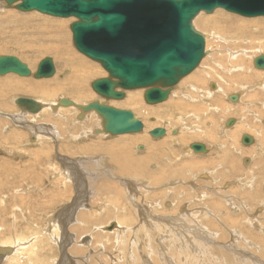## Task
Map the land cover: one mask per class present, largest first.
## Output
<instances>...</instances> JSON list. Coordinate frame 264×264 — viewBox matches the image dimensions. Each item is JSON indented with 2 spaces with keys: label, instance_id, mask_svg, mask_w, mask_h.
Returning <instances> with one entry per match:
<instances>
[{
  "label": "rangeland",
  "instance_id": "rangeland-1",
  "mask_svg": "<svg viewBox=\"0 0 264 264\" xmlns=\"http://www.w3.org/2000/svg\"><path fill=\"white\" fill-rule=\"evenodd\" d=\"M218 14H220L222 18L224 14H229L235 16L236 18H242L245 20H255V19L264 20V17H243L238 14L228 12L222 8L216 9L212 13L203 12L202 14L200 13L196 16L193 22L194 26L203 34H207V36L209 33L211 38L209 36L207 37V42H209L207 43L208 54L203 58L200 65L196 68V70L192 72V74L184 77L179 82L175 90H173L170 95L171 96L170 100L171 98L174 99L175 96H177L175 99L184 100L185 102H187V105L189 106L188 110L186 111L188 114L184 113L186 116L184 115L183 116L184 119L181 120L180 119L181 117L179 118V114H181L182 112L181 113L174 111L171 112V110L167 109L166 102L169 99L166 102L164 101L158 104L147 103L144 98V92H145L144 89L128 90L126 91V95L122 100H111V101L102 100L101 98H99V95L93 90L91 83L95 79L107 76L108 73L99 62H96L90 59L89 57H87L86 55L82 54L74 46L73 35L71 31V24L76 20L74 17L58 18L41 13L39 11H30L24 13L16 9L15 7L6 8V2L4 0H0V53L1 54L3 53V54L15 55L19 57L24 62H27L29 67L30 65H32L30 68L33 71H36L41 59L47 56L53 57L56 65V74L51 78L50 77L42 78L40 80H45V79L56 80L59 78L58 79V81L60 80L59 82L61 83L65 82V80L70 75H72L71 71H69L71 66L73 65L70 63V60H72L81 67L80 70L81 72H85V75L81 77V82L84 83V85H82V89L84 92L82 98L78 90L73 94H70L66 90L59 91L56 93V95L50 96L51 98L49 97V94H47L50 100L53 99L52 101L54 106L55 107L59 106L58 113H55L56 111H53L54 113H52L51 115H47L44 114V112L43 113L38 112V116H32L33 118H31V122H28L24 127L17 126L12 122L14 126H12L13 128L12 127L11 128L12 129L15 128L17 130L16 132L3 131L2 128L4 127L2 122H4V126H5L7 120L4 119V121L0 122V126H1L0 166L3 167L5 164H7L9 165V168H11V170L8 172L6 170L9 168L4 166L5 170L2 172V177H0V179L2 180L0 181V183L2 182V184L0 185V203L2 202V205H0V224H1L0 226H3L0 227V244L3 243L4 240H8L9 242H11L14 236L20 238L25 235L28 236L30 233L37 234V232H39L40 235H42L44 233V228H49V219L46 217L47 214L50 215L54 212H58V213H62V217H63L65 215L64 214L65 209L67 210V208L64 207L68 205H69L68 207H70V205L71 206L74 205L75 209L72 211V214H74L73 220L69 223L68 227L66 228V232L67 233L70 232L69 234L70 240H68V242L71 243L70 244L68 243L65 246L67 247L66 255L70 259L73 258L71 259L73 263L78 259H80V261L84 259L85 261L84 264H143L144 260L146 261L147 264H170V262L167 261L168 260L167 258H170V260H174L175 264L178 263L179 264H198V263L199 264L201 263L202 264H258V263L264 264V241H262V239H257L260 242L262 241L261 244L254 242L258 247H250L246 243L248 241L247 234L250 235L249 233H251L252 230L260 233L261 235L263 234L264 236L263 228L258 227V225L264 223V195L258 192L259 198L258 197L256 198L254 205H250L247 199L242 198L243 195H241L242 194L241 192L238 194L232 192L233 194L232 200L235 203L239 204V207H237L238 209H232L229 206V209L234 213L232 215H236L234 217H236L237 220L238 218L239 220H241L245 218V216H249V218L247 217L248 219H246V221L248 222L250 218H252L253 221L251 223V226L249 225L243 226L242 231L247 241H245L244 239L243 240L239 239L237 237L236 238L232 237L230 231L226 229L227 227L221 223V221H223L222 220L223 211L215 209V207L212 205L213 199H220L223 201L226 192L229 193L228 190H231L233 187L236 188L244 187L243 185L244 183L247 186L253 184L254 189L251 191H254L256 189L259 190V187H261V185L264 182V171H262L264 168L259 163L258 164L256 163L254 165L250 163L252 159L258 160L262 155H264L263 153H260V148L256 147V145H254L251 148H244L248 145H245L241 142L240 139L241 135L238 134L237 137L238 140L235 141L234 139L231 138V136L224 133V127H225L224 121L226 118L236 119L237 124L243 123V121L248 118L247 120L250 121L249 123H252L251 129L253 130L254 128L255 131L254 130L253 131L256 133L253 134L252 132L246 130L242 131L241 133H247L254 137L259 136L261 142H264L263 139L264 130H262L264 129V124H263L264 122L260 121L261 119L262 120L264 119V87L260 86L262 83H264V74L262 75L256 73L254 69L257 68L254 67L253 69L252 67V63L254 66V62H253L254 58L260 54H264V49L261 51L258 50V48L255 47V44L251 43L250 40H248V42L244 41L240 43L241 47L246 49L245 50L246 54L243 55L244 59L240 57V60L242 61L236 66V68H232L230 70V74L232 73L231 75L224 74V77L222 79L218 77H214L216 80H220L224 85L225 84L231 85L230 82L238 81L240 82V84L245 83L246 85V83H248L249 86H251L250 88L251 90L249 89V91H246L245 95L252 94V96L253 95L254 96L253 97L249 96L248 102L246 101L247 99L244 96V100H243L244 103L240 107L237 105L240 104V102L243 99V96L238 101H232L229 99L228 95L238 93L239 91L240 94H242L243 87L236 89L235 92L232 91L227 93L226 96L225 94L226 92L223 93L221 92L216 94L217 89L215 86L213 87L212 85L214 83L217 84V82L213 80L212 77H211L212 80L210 81V85L204 83H197L198 89L200 88L199 93L198 91L193 90L189 87L191 86L190 85L191 82L190 84L186 83V81L194 73L198 72L200 69L203 68L205 63L208 62L207 63L208 65L204 66L205 68L207 67L211 69L215 66L217 68L218 62L222 61L221 57H225V61H224L225 63L227 61V57L229 56L228 54H230V52H237L235 54H238L240 52V54L238 55L243 54L241 51L242 48L241 47L235 48L236 45L234 44L236 43L230 41L229 34L235 33L234 30L230 29L231 26L230 23L234 21H231L229 19L228 21H222L221 24L219 25L220 27L217 25L216 22L217 20L212 21L210 23H204V19H206V17L207 18L211 17L215 20ZM25 17L28 19H25ZM59 21L65 23V29L59 26L57 27V29L62 30V33L64 34L62 40L57 37L60 35V32L56 30V24ZM214 27L216 29H214ZM50 43L53 44L57 43V45L61 43L62 44L61 46L55 48V51L57 48H59L60 51L56 53L57 51L53 52L51 50H44L43 48H41L42 45H51ZM83 59L92 66L90 65V67L87 68L86 66L80 65L82 64ZM67 61L69 62L66 63ZM245 66H247V69L250 70L246 74L251 75L253 78L251 79L249 78V80H247L248 82H244L243 79L232 80L234 76L237 75L238 72L244 71ZM84 69L85 71H83ZM208 72L210 71L208 70ZM14 74L15 73H12V76L9 77H15L20 79L24 78L23 76H20L18 74L16 76V74L15 75ZM67 74H69V76ZM4 76L0 75V79L5 78L7 74L5 77ZM30 78L31 80L40 81L39 78H35L33 76ZM224 79L227 80L228 82L226 83ZM189 80L191 81V79ZM189 80L187 82H189ZM192 81L195 82L194 80ZM209 86L211 89H209ZM209 91L212 94L218 95L217 98L221 100V104L223 105L222 109H220L221 108L220 104L216 102H212V104L213 107H218V108L220 107L218 110H214L213 107L211 109H207V106H205V101L211 96L209 94ZM25 95L37 99L40 97V99H43V101L49 100L48 98H44L45 97L44 93H38L35 92V90H33L30 94H21L17 96H25ZM197 95H199V97H194ZM130 96L133 97L137 96V101L140 102L141 110L138 107L131 106L127 103L128 102L127 100L129 99ZM187 96H189V98L191 99H189ZM11 98L12 95L8 97V101ZM61 98H67L71 100L73 99V101L79 105L80 104L83 105L88 101L91 102L93 100L94 101L101 100V102H104L108 105H113L122 109H129L135 112L137 117L140 118L142 121H144V130L137 134L136 133L131 134V136H134L133 139L132 138L126 139L128 145V147H126L127 149L126 152L133 153L134 156L143 153L145 151V147H147L148 149L149 144L151 145L152 141L153 142H157V140L162 141L163 138L156 139L150 135L149 132L153 128L165 127L168 130L167 133L168 137L166 139L168 138L170 139H168L167 142L168 144H165L164 146L165 148L162 147L159 150L153 149L155 152L154 156H156V158L153 157L152 161L149 162L148 164L141 163L143 164L142 166L139 163V165L142 168H144L143 169L144 172L141 173L143 175L141 176V178L146 177L150 181L151 186L153 187V189L150 188L146 189L144 188V186H141L139 189L136 187V190H138L137 193L138 196L136 197V202L140 201L142 203V207L140 209L142 217L139 218L140 214L138 216L137 210L135 212V209H131V208H135L136 205L135 203L132 202V200H129V196H133V195H129L127 193V191L125 190L127 189V187L125 188L118 178L117 181L121 183V188L120 186L117 187L113 185H110L109 188L107 186L102 185L101 183L97 184V186H94V188H91L94 185L92 181L90 182V184H92L91 187L89 186V182L87 183L86 181L89 178V176L86 173L87 172L86 167L89 166V168H92L94 171L96 170L100 171L101 167L99 166L102 165L101 160L102 161L106 160V158H104L106 153H98L102 151L99 148L100 142H98L99 140L96 139H103V140L112 139L118 137V135L113 136L110 134H104L103 132H98L97 130L99 128L102 130L104 124L102 118L95 111L86 112L85 116H79V114L82 113V110L77 106H72V107L68 106V108L61 106L59 104V100ZM207 101L208 102L211 101V98ZM143 104L145 105L144 108H143ZM7 106L8 108H5L2 111H8L12 114L16 113L15 106H17V108L22 110L16 103L13 104L12 102H10V104L7 103ZM194 106H196V108ZM230 106L233 107L234 109H229ZM146 107H148V109ZM193 107L196 110L193 109ZM247 107L250 109L248 110ZM155 109L158 111H156ZM92 115L95 116L93 121L90 120L87 121V118H89V116ZM27 116H31V115H27ZM213 117H215L216 119L214 118L213 120ZM172 118H173V123L170 122V119ZM210 118L212 120H210ZM241 119L242 122L240 121ZM91 122H93L92 125H90ZM196 123L201 124L200 125L201 128H198L197 131L199 132H196L194 134L191 133V131H189L188 129L189 127H196L197 126ZM29 124L38 127V130L41 134V136L38 137L39 139L37 138V134H35L34 131L30 129ZM222 124L224 127H222ZM258 124L260 127H257ZM234 125L230 127L226 125L225 128L231 129L233 128ZM46 128H50V130H47ZM175 129H177V131L173 133L172 130ZM256 129L258 131H256ZM43 130L47 135L44 134ZM83 131L85 133L83 137L86 138L84 139L83 137L80 139L76 138L77 134H80ZM259 131H261L260 134ZM11 134H14V136L12 137ZM203 134H206L207 137L204 136ZM98 136L102 138H96ZM139 136H141V139H143L142 136H144L145 139L147 138V140L143 139L144 141H140ZM171 138L174 139L177 138L178 143L176 144L174 141L171 140ZM4 140H6L5 142L7 141L8 142L5 143ZM198 141L206 143V145L210 147L208 148L211 151L208 153H197L198 155H196V153H188L187 150L189 148L188 146L190 142L193 143ZM82 143L84 144L83 146L81 145ZM90 143L92 144V147L87 148V146ZM139 145H141L140 148ZM235 145H237L238 147H236ZM84 146H86V148H81ZM16 147L20 151L17 152V150L15 149ZM5 149H9L8 150L9 152H7ZM36 150H43L40 153L52 154L53 158L56 161V164L59 165L60 167H61V163L59 162V159L65 155L67 157L70 156L69 157L70 160L73 161L72 163L73 169L71 168L73 171V175H71V178L69 177L70 179H68L67 186L65 184L61 186L60 182L62 179L56 180V178L53 177L54 173L51 169L50 159H47L46 156L43 157L40 156L39 160L41 165H39V167L37 166V164H34L33 162L34 157L32 156V154L36 153L37 152ZM226 150L228 151V153H224V151ZM13 151L15 153L21 152L25 155L15 154ZM231 151L233 154L231 153ZM172 153L174 155H172ZM85 154H87L88 156ZM18 155H22V156H18ZM233 156H235L236 162L229 160ZM176 157L177 159H175ZM197 158L198 160H196ZM189 159L192 160L191 162H193V164L189 162L190 161ZM224 159L228 160V162L224 163ZM6 160L10 162V164L6 163ZM186 160L189 162V164L191 163V165L187 164L188 162ZM200 160L202 162L201 164L200 162H198ZM205 160L207 165L205 162H203ZM93 161H97V163ZM111 161L112 163H114L112 159ZM111 161L109 160V162ZM126 161L127 159H125L122 163H125ZM263 161H264V157H263ZM198 164L200 165L198 166ZM252 165L253 167L251 168L254 169L248 172L249 166ZM109 168L111 169V167ZM171 168L173 170H171ZM178 168H181V170ZM226 173L228 174V176ZM127 174L131 175L130 172ZM152 174L153 177H158V179L162 181L160 183L159 181L154 182L151 179ZM162 177L164 178L160 179ZM250 179L253 180L250 181ZM134 182H136L137 184L139 183V185H141V183L144 185V181L142 182L141 180H135ZM248 182L250 184H248ZM85 185L87 186V188ZM133 185L136 186L135 183ZM169 188L171 190H169ZM89 189H91V193L89 192V197H86L85 193L89 191ZM240 191H243L242 188L240 189ZM112 192L114 195H112ZM4 200L6 201L4 202ZM51 200L52 202L50 203L49 201ZM25 201L28 205H31L30 202L31 203L34 202V204H37L36 205L37 212L35 214L33 213V215L30 216L26 212L25 215H28L26 216L27 218L23 217V211L21 212V209L23 207L22 204ZM83 201H84L83 203L84 205L79 204ZM5 203H7V205H5ZM47 203L48 206L46 209H44ZM86 203L87 204L89 203L90 205L89 208L85 206L87 205ZM243 204L247 205L245 209L242 206ZM53 209L54 211L50 212ZM114 209L116 210L114 211ZM82 211L83 214L88 215L90 219L88 218L83 222H79L77 220L79 219V216H82L80 215ZM146 212H148L151 215V217L146 216L145 215ZM106 213H110V215L107 214L108 215L107 216ZM118 213H121V216L126 215V217L128 218L125 220L124 223L125 225L121 226L119 224L121 223V220L119 219L120 215L119 216L117 215ZM115 214L116 216H114ZM241 214H243L244 216L242 217ZM161 216H163L165 219L161 218ZM188 216L189 218L187 219ZM257 217L262 218L261 221H259ZM146 218L158 223L160 226L153 227L152 229L148 230V227L143 225L144 229H142L141 222ZM167 218H172L175 220H178L180 218L184 220L187 219L188 223H190V220H194L197 226H193V227L201 228V230L199 229L201 231L200 232L201 234H198L197 236V234L195 233L194 236L196 237L193 236L194 238L192 239L186 237L185 239H183V244L176 241H172L170 238L167 239L166 235L168 234V232H165L164 231L165 228L163 227L169 225ZM182 219H180V221H183ZM111 221L118 222L119 228L116 225V227L115 228L113 227L114 229L112 230ZM233 221L235 220H231L230 223ZM14 225L16 227H19L20 230L18 229L14 230L13 229ZM104 226L105 228H103ZM211 226L213 228L219 226V229L215 230ZM28 227L31 228L32 230L27 229ZM63 227H65V225ZM122 227L124 228V230ZM250 228L252 230H250ZM159 229H162L165 232V234L158 232ZM202 229H206L212 233L217 232L216 235H218V237L211 238L212 239L211 241V239L209 238V236L213 237L211 233L209 232L205 233ZM140 230H142L141 235L139 234ZM179 230L183 231L186 234V236L190 235L189 229H186L183 226L177 227L175 229V234ZM4 232L5 234H3ZM122 232H124V234H122ZM83 234L85 236H82ZM201 235H203V237ZM124 236L126 237V239ZM86 237H88V239H85ZM46 241H47V250L43 249V246H41L42 250H40V254L38 256L33 255L31 259L27 257L28 254L26 253V251L22 250L20 256L17 257L18 258L17 264H61L64 257V255H62L64 249L59 248L60 246L58 244H55L50 240L48 241V239H46ZM192 243L194 244V246L192 245ZM76 245L78 246V249L80 251V253L77 254L74 253L72 250ZM236 249L238 251L239 249L245 251L248 250L251 251L252 254L251 253L246 254L245 252H243L244 253L243 256L242 255L243 253H239V252L236 253L235 252L237 251ZM21 255L24 256V258H20ZM166 255L168 256L167 258ZM241 257L242 258L245 257V258L241 259ZM10 260L12 261V259H8L3 264H12Z\"/></svg>",
  "mask_w": 264,
  "mask_h": 264
},
{
  "label": "water",
  "instance_id": "water-1",
  "mask_svg": "<svg viewBox=\"0 0 264 264\" xmlns=\"http://www.w3.org/2000/svg\"><path fill=\"white\" fill-rule=\"evenodd\" d=\"M6 7L22 12L39 11L61 18L74 17L71 24L75 47L99 62L108 75L92 81L93 90L106 100H120L126 91L145 89L149 104L166 101L179 82L191 74L208 54L206 35L194 26L201 12L212 13L222 8L243 17H264V0H4ZM254 66L264 70V54L254 59ZM49 78L56 74L53 57L41 59L36 71L15 55L0 56V75ZM214 87V85H212ZM231 94L232 101L238 100ZM71 99L61 98V106H71ZM16 104L23 110L38 113L42 102L19 96ZM86 112L96 111L104 119L102 130L113 135L139 133L144 122L129 109L101 103L99 100L77 104ZM229 119L227 126L234 124ZM102 132L101 129H98ZM175 132V131H174ZM155 138L167 134L165 127L150 132ZM242 142H254L245 133ZM196 153H207L203 142H193ZM0 247V253L10 252Z\"/></svg>",
  "mask_w": 264,
  "mask_h": 264
},
{
  "label": "bare ground",
  "instance_id": "bare-ground-1",
  "mask_svg": "<svg viewBox=\"0 0 264 264\" xmlns=\"http://www.w3.org/2000/svg\"><path fill=\"white\" fill-rule=\"evenodd\" d=\"M3 2V1H2ZM7 8V7H6ZM8 13V12H7ZM25 13V12H24ZM203 12H201V14H202ZM5 14H6V12H5ZM200 14V13H199ZM9 16V15H8ZM22 17H24V16H22ZM27 17V16H26ZM25 17V19H28V18H26ZM54 17V16H53ZM202 17V16H201ZM221 17V18H220ZM58 18H61V17H58ZM205 18V17H204ZM76 19V18H75ZM228 19L229 20H231V21H234V22H232V23H230L231 24V26H230V29H232V30H234L235 31V33L234 34H229V37H230V41H233V42H235L236 44H234V45H236L235 46V48H239V47H241V44L240 43H242V42H244V41H247L248 42V40H250V42L251 43H253V44H255V47L256 48H258V50H263L264 49V39H263V37H264V20H262V19H255V20H245V19H242V18H236L235 16H233V15H229V14H224L223 15V18H222V16L220 15V14H218V16L215 18V20L213 19V18H211V17H206V19H204V23H210V22H212V21H216L217 22V25L219 26L220 24H221V22L222 21H228ZM54 23V22H53ZM207 25V24H206ZM61 27V28H63V29H65V23L64 22H57V24H56V30L57 31H59L60 32V35L59 36H57L58 38H60L61 40L63 39V37H64V34L62 33V30H60V29H57V27ZM216 27V26H215ZM214 27V29H216ZM220 27V26H219ZM217 29H218V27H217ZM225 29V28H224ZM210 30V29H209ZM72 31V30H71ZM230 32V31H229ZM215 33V32H214ZM216 34V33H215ZM72 35H73V33H72ZM206 35V38L209 36L210 37V34L208 33V36H207V34H205ZM52 36V35H51ZM214 37V36H213ZM212 37V38H213ZM224 37V36H223ZM211 38V37H210ZM46 39V38H45ZM254 39H255V41H254ZM221 40V39H220ZM227 42V41H226ZM74 43V42H73ZM207 43H209V42H207ZM51 45H42V47L41 48H43L44 50H51V51H53V52H56V53H58L59 51H60V49L59 48H57L56 49V51H55V48L56 47H59V46H61L62 44L60 43V44H58L57 45V43H55V44H53V43H50ZM228 45V44H227ZM75 46V45H74ZM224 46V45H223ZM225 47V46H224ZM229 47H231V46H229ZM40 48V49H41ZM219 48V47H218ZM242 48V47H241ZM77 49V48H76ZM78 50V49H77ZM225 50V49H224ZM245 50L246 49H244V48H242V53L243 54H241V55H238V54H240V52L238 53V54H235V53H237V52H230V54H228L227 56V61L224 63V61H225V57H221V60L222 61H219L218 62V66H217V68H216V66L215 67H213V68H205L204 66H206V65H208L207 63H205L204 64V66H203V68L202 69H200L198 72H196V73H194L189 79H191V81L189 80V82H187L186 81V83H189L190 84V82H191V86H189L191 89H193V90H196V91H198V93H199V89H198V84L197 83H204V84H209L210 85V81L213 79V80H215L216 82H217V84H213L215 87H216V89H217V91H216V94H218V93H223V92H226L225 94H226V96H227V93H229V92H232V91H234L235 92V90L236 89H239L240 87H243V90H242V94H240V91L238 92V93H235V94H237L238 96H239V98H238V100L240 99V98H242V96H243V99H242V101L240 102V104L239 105H237V106H241L244 102H243V100H244V96L246 97V101L248 102V99H249V96H251V97H253L252 96V94L250 95V94H246L245 95V93H246V91H249V89L251 88V86H249V84L248 83H246V85H245V83L244 84H240V82H238V81H233V82H230L231 83V85H227V84H222V82L220 81V80H216L214 77H218V78H220V79H222L223 77H224V74H226V75H231L230 74V70L232 69V68H236V66L242 61V60H240V57L241 58H243L244 59V56L243 55H245L246 54V52H245ZM79 51V50H78ZM229 51V50H228ZM80 52V51H79ZM227 52V51H226ZM1 54V53H0ZM223 54H224V52H223ZM1 55H4L3 53L1 54ZM0 55V56H1ZM255 56H257V55H255ZM255 56H253V57H255ZM62 58V57H61ZM213 58V57H212ZM256 58V57H255ZM254 58V59H255ZM38 59H40V58H38ZM209 59V58H208ZM207 59V60H208ZM33 60H35V59H33ZM67 60H69V59H67ZM69 61H67L66 63H68ZM215 62V61H214ZM253 62H254V60H253ZM27 63V62H26ZM34 63V62H33ZM70 63L71 64H73L72 66H71V68L70 67H68V68H70V70L69 71H71V73H72V75H70L69 76V74H67L69 77L65 80V82H59L58 81V79H56V80H50V79H45V80H40V79H42V78H39V80L40 81H35V80H31V78L30 77H32L33 75H31V76H23L24 78H22V79H20V78H15V77H9V76H12V73H8L7 74V78H10V79H7L4 75V77L5 78H2V79H0V122H2V121H4V119L5 120H7V122L5 123V126H4V122H2V124H3V127L5 128H2L3 129V131H10V132H16L17 130L15 129H12L13 127L12 126H14L13 124H15V125H17V126H21V127H24V126H26V124L28 123V122H31V118H33L32 116H38V113H31V112H29V111H27V110H20L19 108H17V106H15L16 107V113H10V112H8V111H2V110H4L5 108H8V106H7V103H9L10 104V102H12L13 104H15L16 103V100H17V98L19 97V96H17V95H21V94H30L33 90H35V92H38V93H44L45 94V97L44 98H48L49 100H44L43 101V99H40V97L37 99V98H35L37 101H39V102H42V104L44 105L43 106V108L39 111V113H43L44 112V114H47V115H51L52 113H54L53 111H56L55 113H58V111H59V106L58 107H55L54 106V104H53V99H51L50 100V96H54V95H56V93L57 92H59V91H64V90H66V91H68L70 94H73L74 92H76L77 90H78V92L81 94V98L83 97V89H82V85H84V83L83 82H81V77L82 76H84L85 75V72H81L80 70H81V67L79 66V65H77L75 62H73L72 60H70ZM28 64V63H27ZM210 64V63H209ZM69 65V64H68ZM67 65V66H68ZM80 65H83V66H86L87 68L88 67H90V65L91 64H89L88 62H86L84 59H83V62H82V64H80ZM32 65H30V67H31ZM92 66V65H91ZM241 67V66H240ZM242 67H244V66H242ZM252 67H253V69H254V67L255 66H253V63H252ZM242 69V68H241ZM196 70V69H195ZM208 70L210 71V72H208ZM252 70V69H251ZM83 71H85V69L83 70ZM233 71V70H232ZM250 70H248L247 69V66H245V69H244V71H240V72H238L237 73V75H235L234 76V78L232 79V80H236V79H238V80H244V82H248L247 80H249V78L251 79V78H253L251 75H248V74H246V73H248ZM254 71L256 72V73H259V74H264V70L262 69V70H259V68H257V69H254ZM34 72V71H33ZM192 74V73H191ZM15 75V74H14ZM190 75V74H189ZM188 75V76H189ZM16 76H17V74H16ZM54 76V75H53ZM2 77V76H1ZM34 77V76H33ZM205 77V78H204ZM211 77H212V79H211ZM51 78V77H50ZM229 78H231V77H229ZM37 80V79H36ZM192 80H194L195 82H193ZM225 80V79H224ZM230 80V79H229ZM226 81V83L228 82L227 80H225ZM1 83H3V84H1ZM212 83V82H211ZM254 84V83H253ZM236 85V86H235ZM261 87H264V83H262L261 85H260ZM176 88V87H175ZM175 88L173 89V90H175ZM202 89V88H201ZM209 89H211L210 88V86H209ZM248 89V90H247ZM145 90V89H144ZM192 90V91H193ZM251 90V89H250ZM11 91V92H10ZM206 91V90H205ZM211 91V90H210ZM209 91V94L211 95L210 96V98H211V101H207V100H209L210 98H208V99H206V101H205V106H207V109H211L212 107H213V104H212V102H216V103H219L220 104V106H221V108L220 109H222L223 108V105L221 104V100L220 99H218L217 98V96L218 95H216V94H212L211 92ZM215 93V92H214ZM260 93V92H259ZM47 94H49V97H48V95ZM90 94V93H89ZM10 95H12V98L8 101V97L10 96ZM34 95V94H33ZM139 95V94H138ZM171 95V94H170ZM175 95H176V93H175ZM216 95V96H215ZM25 96H27L28 97V95H25ZM36 96V95H35ZM40 96H41V94H40ZM186 96V95H185ZM170 97L171 96H169L168 97V101L166 102V107H167V109H169V110H171V112H182L181 114H179V118L181 119V120H183L184 119V113H187L186 111L188 110V105H187V102H185L184 100H180V99H175L177 96H175V98L174 99H172L171 98V100H170ZM188 98H189V96H187ZM194 97H199V95H197V96H194ZM228 97H229V99H230V95H228ZM92 98V97H91ZM99 98H101L102 100H105V101H111V100H106L104 97H102V96H100L99 95ZM256 98V97H255ZM189 99H191V98H189ZM223 99H225V98H223ZM251 99V98H250ZM253 99V98H252ZM73 100V99H72ZM76 100V99H75ZM88 100H90V99H88ZM87 100V101H88ZM120 100H122V99H120ZM138 100H140V99H138ZM231 100V99H230ZM238 100H236V101H238ZM55 101V100H54ZM86 101V100H85ZM94 101V100H93ZM100 102H101V100H99ZM128 102V104L129 105H131V106H134V107H138L140 110H141V107H140V102L139 101H137V96L136 97H133V96H130L129 97V99L127 100ZM140 101H142V100H140ZM146 101V100H145ZM88 102H90V101H88ZM88 102H86V103H88ZM222 102H223V100H222ZM226 102V101H225ZM258 102V101H257ZM85 103V104H86ZM101 103H104V102H101ZM142 103V102H141ZM263 104V103H262ZM57 105V104H56ZM251 105H252V103H251ZM72 106H76L75 105V103H73L72 105H71V107ZM234 106V105H233ZM63 107H67L68 108V106H63ZM71 107H70V109H71ZM145 107V105L143 104V108ZM195 108H196V106H194ZM193 107V109H195ZM228 107V106H227ZM53 108V109H52ZM137 108V109H138ZM147 109H148V107H146ZM157 108V107H156ZM190 108H192V107H190ZM206 108V107H205ZM214 108V110H218L219 108L218 107H213ZM49 109V110H48ZM150 109H152V108H150ZM149 109V110H150ZM229 109H234L233 107H229ZM247 109L249 110L250 108H248L247 107ZM149 110H146V111H149ZM156 110V109H155ZM161 110V109H160ZM196 110V109H195ZM199 110V109H198ZM205 110V109H204ZM95 111V110H94ZM151 111V110H150ZM156 111H158V110H156ZM96 112V111H95ZM145 112V111H144ZM152 112V111H151ZM170 112V113H171ZM195 112V111H194ZM92 113V112H91ZM101 118H102V120H103V124H104V119H103V117L98 113V112H96ZM197 113V112H196ZM153 114V113H152ZM188 114V113H187ZM191 114V113H190ZM27 115H31V116H27ZM158 115V114H157ZM159 116V115H158ZM186 116V115H185ZM94 115H92V116H89V118H87V121H93V119H94ZM160 117V116H159ZM193 117V116H192ZM191 117V118H192ZM35 118V117H34ZM203 118V117H202ZM214 118L215 117H213V120H214ZM216 119V118H215ZM228 118H226L225 120H227ZM248 119V118H247ZM246 119V120H247ZM33 120V119H32ZM185 120H186V118H185ZM204 120V119H203ZM208 120H209V118H208ZM210 120H212L211 118H210ZM244 120L243 121V123H239V124H237V121H236V119H235V125L234 124H232V125H234L233 126V128H225L224 127V133L225 134H227V135H229V136H231V138L232 139H234L235 141L236 140H238V134L239 135H244L245 133H241L242 131H244V130H246V131H249V132H252L253 134L254 133H256V132H254L255 130H254V128H253V130L251 129V126H252V123H249L250 121L249 120ZM11 121V122H10ZM197 121V120H196ZM200 121V120H199ZM217 121V120H216ZM228 121H229V119H228ZM228 121L226 122V125H227V123H228ZM241 122H242V119L240 120ZM260 121H263L264 122V119L262 120H260ZM12 122H13V124H12ZM144 122V121H143ZM168 122V121H167ZM170 122L171 123H173V118L172 119H170ZM205 123V122H204ZM260 123V122H259ZM1 124V125H2ZM44 124V123H43ZM93 124V122H91L90 123V125H92ZM156 124V123H155ZM176 124H178V123H176ZM197 124V123H196ZM207 124V123H206ZM219 124V123H218ZM237 124V125H236ZM264 124V123H263ZM201 124H197V126L196 127H189V131H191V133H196V132H199V131H197V129L198 128H201V126H200ZM232 125H230V126H232ZM219 126V125H218ZM229 126V127H230ZM254 126V125H253ZM12 127V128H11ZM29 127H30V129L31 130H33L34 131V133L35 134H37V138L38 137H40L41 136V134H40V132H39V130H38V127H36L35 125H31V124H29ZM88 127V126H87ZM185 127V126H184ZM212 127V126H211ZM222 127H223V124H222ZM257 127H260L259 126V124L257 125ZM256 127V128H257ZM221 128V127H220ZM0 129H1V126H0ZM47 130H50V128H46ZM262 129V128H261ZM30 130V131H31ZM181 130V129H180ZM262 130H264V129H262ZM98 132H99V130H97ZM104 134H110V135H113V134H111V133H109V132H104L103 130H101ZM175 132L177 131V129H175L174 130ZM256 131H258L257 129H256ZM1 132V131H0ZM43 132H44V130H43ZM175 132H173V133H175ZM211 132V131H210ZM217 132V131H216ZM222 132V131H221ZM220 132V133H221ZM3 133V132H2ZM19 133V132H18ZM23 133V132H22ZM140 133V132H139ZM167 133H168V130H167ZM202 133V132H201ZM241 133V134H240ZM261 133V131H259V134ZM4 134V133H3ZM44 134L45 135H47L45 132H44ZM131 134H133V133H128V134H119L118 135V137H116V138H112V139H106V140H103V139H96V140H99L98 142H100V146H99V148H100V150L102 151V152H98V153H106L105 154V156H104V158H106V160L105 161H102L101 160V162H102V165H100L99 167H101V170L100 171H98V170H96V171H94L92 168H89V166L88 167H86V169H87V175L89 176V178L86 180L87 181V183L89 182V186L91 187V185L92 184H90V182L92 181L93 183H94V185L91 187V188H94V186H97V184H102V185H104V186H107V187H109L110 185H113V186H117V187H119L120 186V188H121V183L124 185V187L126 188L127 187V189H125V188H123V189H125L126 191H127V193L129 194V195H133V196H129V200H132V202L133 203H135L136 205H135V208H131V209H135V212H136V210L138 211V216H139V214H140V216H139V218L140 217H142V215H141V207H142V203L140 202V201H138V202H136V197L138 196L137 195V193H138V190H136V187L139 189L141 186H144V188H146V189H148V188H150V189H153V187L151 186V183H150V181L145 177V178H141V176H143L141 173H143L144 172V168H142L140 165H142L143 166V164H141V163H144V164H148L149 162H151L152 161V158L154 157V158H156V156H154L155 155V152H154V150H159V149H161L162 147H164L165 146V144H168L167 142H168V139H170V138H168V139H166L167 137H168V134H166L167 135V137H162L163 139H162V141H158L157 140V142H152L151 143V145L149 144V147H148V149H147V147H145V151L143 152V153H140V155H136V156H134L133 155V153H127L126 151H127V149H126V147H128V145H127V142H126V139H128V138H132L133 139V137L134 136H131ZM137 134V133H136ZM185 134V133H184ZM208 134V133H207ZM258 134V133H257ZM12 135V137L14 136V134H11ZM16 135V134H15ZM21 135V134H20ZM85 135V133H84V131L83 132H81L80 134H77V136H76V138H78V139H80V138H82L83 136ZM120 135H123V136H120ZM165 135V136H166ZM181 135V134H180ZM204 136H206L207 137V135L206 134H203ZM18 136V135H17ZM16 136V137H17ZM35 136V135H34ZM97 136V135H96ZM113 136H116V135H113ZM197 136V135H196ZM202 136V135H201ZM241 136H240V139H241ZM94 137V136H93ZM140 137V141H144V140H147V138L145 139V137L144 136H142V138L144 139H141V136H139ZM177 137H178V135H177ZM199 137V136H198ZM258 137V139H259V136H257ZM84 138H86V137H83V139ZM96 138H102V137H100V136H98V137H96ZM155 138V137H154ZM205 138V137H204ZM230 138V139H231ZM237 138V139H236ZM26 139V138H25ZM39 139V138H38ZM264 139V138H263ZM262 139V140H263ZM30 140V139H29ZM101 140V141H100ZM171 140L173 141H175V143L177 144L178 143V140H177V138L176 139H174V138H171ZM217 140V139H216ZM6 140H4V142H5ZM14 141V140H13ZM17 141V140H16ZM19 141V140H18ZM137 141V140H136ZM214 141V140H213ZM224 141V140H223ZM8 142V141H7ZM7 142H5V143H7ZM170 142V141H169ZM199 142V141H198ZM226 142V141H225ZM237 142H239V141H237ZM254 142H255V139H254ZM253 142V143H254ZM154 143H157V146L154 148V150H152V145L154 144ZM243 143V142H242ZM252 143V144H253ZM38 144H39V142H38ZM190 144H191V142H190ZM189 144V145H190ZM206 144V143H205ZM235 144H237V143H235ZM244 144V143H243ZM252 144H250V145H252ZM82 146L84 145L83 143L81 144ZM99 145V144H98ZM97 145V146H98ZM130 145V144H129ZM234 145V144H233ZM237 145H239V144H237ZM237 145H235L236 147H238ZM246 145V144H245ZM89 147H92V144L90 143L88 146H87V148H89ZM141 147V145H139V148ZM209 147V146H208ZM234 147V146H233ZM258 148H260V153H264V142H261V140L259 139V141H258V146H257ZM81 148H86V146H84V147H81ZM165 148V147H164ZM174 148V147H173ZM210 148V147H209ZM249 148H251V147H249ZM13 149V148H12ZM16 150H17V152L18 151H20L19 149H17V147L15 148ZM14 149V150H15ZM168 149V148H167ZM230 149V148H229ZM255 149V148H254ZM7 152H9L8 150L9 149H5ZM88 150H90V149H88ZM176 150H178V149H176ZM37 152L36 153H33L32 154V156L34 157V164H37V166L39 167V165H41V163H40V156H46V158L47 159H50V163H51V169H52V171H53V173H54V178H56V180L57 179H62L61 180V182H60V184H61V186L62 185H68L67 183H68V179H70L71 178V175H73V171H72V169H73V167H72V163H73V161L72 160H70V156L69 157H67L66 155L65 156H62L60 159H59V162L61 163V167L59 166V165H57L56 164V161H55V159L53 158V156H52V154H48V153H40V152H42L43 150H36ZM170 151V150H169ZM173 151V150H172ZM193 151V150H192ZM235 151V150H234ZM241 151V150H240ZM11 152V151H10ZM14 152V151H13ZM131 152V151H130ZM165 152V151H164ZM194 152V151H193ZM239 152V151H238ZM15 153V152H14ZM169 153H171V152H169ZM182 153H183V151H182ZM196 153V152H195ZM208 153V152H207ZM224 153H228V151L226 150V151H224ZM231 153H232V151H231ZM254 153H255V151H254ZM15 154H23V153H15ZM233 154V153H232ZM248 154V153H247ZM23 155H25V154H23ZM85 155H87V154H85ZM163 155V154H162ZM172 155H174L173 153H172ZM176 155V154H175ZM196 155H198L197 153H196ZM222 155V154H221ZM228 155V154H227ZM255 155V154H254ZM18 156H22V155H18ZM88 156V155H87ZM97 156H99V155H97ZM96 156V157H97ZM165 156V155H164ZM186 156V155H185ZM192 156H194V155H192ZM261 156V155H260ZM101 157V156H100ZM166 157V156H165ZM169 157V156H168ZM222 157V156H221ZM225 157V156H224ZM244 157H246V156H244ZM263 155L258 159V160H252V164L254 165V164H258L259 162H260V160L261 159H263ZM95 158V157H94ZM103 159V158H102ZM111 159L114 161V163H112V161H111ZM125 159H127V161L125 162V163H122ZM165 159V158H164ZM175 159H177V157L175 158ZM174 159V160H175ZM188 159V158H187ZM202 159V158H201ZM204 159V158H203ZM212 159V158H211ZM218 159V158H217ZM251 159H252V157H251ZM13 160V159H12ZM88 160V159H87ZM100 160V159H99ZM109 160L111 161V162H109ZM190 160V159H189ZM192 160H193V157H192ZM192 160H190L189 162H191ZM195 160V159H194ZM196 160H198V158L196 159ZM210 160V159H209ZM229 160H231V161H235L236 162V158H235V156H233V157H231ZM75 161H76V159H75ZM187 161V160H186ZM212 161V160H211ZM93 162H96L97 163V161H93ZM184 162V161H183ZM188 162V161H187ZM189 162L187 163V164H189ZM198 162H200V164L202 163L201 162V160L200 161H198ZM203 162H205L206 163V160L205 161H203ZM209 162V161H208ZM226 162H228V160H226V159H224V163H226ZM6 163H9L10 164V162H8L7 160H6ZM30 163V162H29ZM82 163V162H81ZM139 163H140V165H139ZM185 163V162H184ZM192 164H193V162H191ZM191 163L189 164V165H191ZM214 163V162H213ZM218 163V162H217ZM75 164V163H74ZM186 164V165H187ZM197 164V163H196ZM200 164H198V166L200 165ZM209 164V163H208ZM212 164V163H211ZM215 164V163H214ZM32 165V164H31ZM98 165V164H97ZM107 165V166H106ZM118 165V166H117ZM137 165H139V166H137ZM183 165V164H182ZM206 165H207V163H206ZM216 165H218V164H216ZM253 165L251 166V167H253ZM4 166H6L7 168H9V165H7V164H5ZM1 167L0 166V177H2V172L5 170V167ZM49 166V165H48ZM179 166V165H178ZM197 166V167H198ZM211 166H213V165H211ZM215 166V165H214ZM94 167V166H93ZM98 167V166H97ZM109 167H111V169L109 168ZM169 167V166H168ZM173 167V166H172ZM180 167H182V166H180ZM187 167V166H186ZM200 167H202V166H200ZM199 167V168H200ZM219 167V166H218ZM250 167V166H249ZM249 168V170H252V168ZM72 168V169H71ZM167 168V167H166ZM216 168V167H215ZM264 168V167H263ZM82 169V168H81ZM178 169H180L181 170V168H178ZM11 170V168H9V169H7L6 171H10ZM117 170V171H116ZM142 170V171H141ZM171 170H173L172 168H171ZM194 170H195V168H194ZM82 171V170H81ZM262 171H264V169L262 170ZM7 172V173H8ZM131 173V175H129V174H127V173ZM170 172V171H169ZM187 172V171H186ZM79 173V172H78ZM77 173V174H78ZM162 173V172H161ZM163 173H164V171H163ZM172 173V172H171ZM180 173V172H179ZM222 173H224V172H222ZM83 174H84V172H83ZM166 174H167V172H166ZM174 174V173H173ZM177 174V173H176ZM182 174V173H181ZM227 174V173H226ZM7 175V174H6ZM39 175V174H38ZM151 175V174H150ZM158 175V174H157ZM164 175V174H163ZM170 175H172V174H170ZM169 175V176H170ZM183 175V174H182ZM155 176V175H154ZM160 176V175H159ZM227 176H228V174H227ZM251 176V175H250ZM40 177H41V175H40ZM70 177V178H69ZM122 177V178H121ZM161 177V176H160ZM168 177V176H167ZM176 177H178V176H176ZM248 177V176H247ZM117 178L121 181V183L120 182H118L117 181ZM164 177H162V178H160V179H163ZM174 178V177H173ZM187 178H188V176H187ZM73 179V178H72ZM85 179V178H84ZM151 179L155 182V181H159V183L162 181V180H159L158 179V177H153V174H152V176H151ZM243 179H245V178H243ZM55 180V181H56ZM135 180H141L142 182L144 181V185L141 183V185H139V183L137 184L136 182H134ZM151 180V181H152ZM251 180H253V179H250V181ZM0 181H2L1 179H0ZM23 181V180H22ZM4 182V181H3ZM79 182V181H78ZM173 182V181H172ZM81 183V182H80ZM135 183V185L136 186H134L133 184ZM171 183V182H170ZM177 183V182H176ZM242 183V182H241ZM2 184V182L0 183V185ZM4 184V183H3ZM54 184H55V182H54ZM59 184V185H60ZM75 184V183H74ZM85 184V183H84ZM157 184V183H156ZM169 184V183H168ZM172 185V184H171ZM240 185V184H239ZM242 185V184H241ZM244 185V187H241L242 188V190L243 191H240V189L241 188H236V187H233L231 190H228V192L229 193H227L226 192V194H225V196H224V199H223V201L222 200H220V199H213L212 200V205L215 207V209H218V210H222L223 212V217H222V220L223 221H221V223L222 224H224L227 228L226 229H228L229 231H230V233L232 234V237H234V238H239V239H244L245 241H247L246 239H245V237H244V234H243V226L244 225H249V226H251V223L253 222L252 221V218H250L249 220H248V222L246 221V219H248L249 218V216H245V218H243V219H241V220H239V218H238V220L236 219V217H234V216H236V215H232V214H234L230 209H229V206L232 208V209H238L237 207H239V204H237V203H235L233 200H232V197H233V194H232V192H234V193H236V194H238V193H242L241 195H243L242 196V198H244V199H247L248 200V202H249V204L250 205H254V203H255V200H256V198L258 197V192L259 193H262V195H264V182H263V184L261 185V187H259V190L258 189H256L255 191H251V190H253L254 189V187H253V184H251V185H245V183L243 184ZM66 186H63V187H66ZM77 186V185H76ZM86 186V185H85ZM116 187V188H117ZM123 187V186H122ZM185 187V186H184ZM184 187H182V188H184ZM86 188H87V186H86ZM110 188V187H109ZM159 188V187H158ZM161 188V187H160ZM112 189V188H111ZM118 189V188H117ZM133 189V190H132ZM186 189V188H185ZM78 190H79V188H78ZM82 190V189H81ZM121 190V189H120ZM120 190H119V192H120ZM169 190H171L170 188H169ZM83 191V190H82ZM105 191V190H104ZM107 191V190H106ZM123 191V190H122ZM181 191V190H180ZM214 191V190H213ZM256 191H257V193H256ZM15 192V191H14ZM89 192L91 193V189H89V191H87L86 193H85V196L86 197H89ZM110 192V191H109ZM118 192V193H119ZM174 192V191H173ZM222 192V191H221ZM50 193V192H49ZM123 193V192H122ZM125 193V192H124ZM162 193V192H161ZM110 194V193H109ZM108 194V195H109ZM160 194V193H159ZM112 195H114L113 194V192H112ZM117 196H119V195H117ZM145 196V195H144ZM159 196H161V195H159ZM126 197V196H125ZM218 197V196H217ZM76 198V197H75ZM108 198V197H107ZM115 198V197H114ZM140 198V197H139ZM259 198V197H258ZM81 199V198H80ZM109 199V198H108ZM222 199V198H221ZM117 200H119V199H117ZM2 201V200H1ZM6 200H4V202H5ZM111 201V200H110ZM4 202H3V204H4ZM50 203L52 202V200L51 201H49ZM116 202V201H115ZM118 202V201H117ZM120 202V201H119ZM132 202H131V205H132ZM211 202V201H210ZM84 203V201L83 202H81V203H79V204H81V205H84L83 204ZM112 203V202H111ZM124 203V202H123ZM138 203V204H137ZM30 204L31 205H28L27 203H26V201L25 202H23V204H22V209H21V212L23 211V217H26V216H30V215H33V213L35 214L37 211H36V205L37 204H34V202L33 203H31L30 202ZM69 204V203H68ZM87 204V203H86ZM0 205H2V202L0 203ZM5 205H7V203H5ZM4 205V206H5ZM123 205V204H122ZM39 206V205H38ZM37 206V207H38ZM47 206H48V203H47V205L44 207V209H46L47 208ZM69 206V205H68ZM68 206H65L64 208H67V210L65 209V211H64V216L62 217V213H58V212H54V213H52V214H47V218L49 219V228H44V233L42 234V235H40V233L39 232H37V234H35V233H30L28 236H23V237H20V238H17L16 236H14L13 237V239H12V241L11 242H9L8 240H4V242L3 243H1L0 244V247H2V248H10L9 250H10V252H4V253H0V264H3L6 260H8V259H12V264H17L18 262H17V257L18 256H20V253L22 252V250L23 251H26V253L28 254L27 255V257H29V259H31L32 258V256L33 255H35V256H38L39 254H40V250H42V248H41V246H43V249H46L47 250V241H46V239H48V241L50 240V241H52V242H54L55 244H58L60 247L59 248H63L64 249V252L62 253V255H64V257H63V260H62V262H61V264H80V263H82V264H84L85 263V261H84V259H82L81 261H80V259H78V260H76V261H74V263L72 262V260L71 259H73V258H69L67 255H66V250H67V247H65L69 242H68V240H70L69 239V234H70V232L69 233H67L66 232V228L68 227V225H69V223L73 220V215L74 214H72V211L75 209V207H74V205H70V207H68ZM87 208H89V203L87 204V205H85ZM243 207H244V209L247 207V205H245V204H243L242 205ZM19 207V206H18ZM49 207H50V204H49ZM131 207V206H130ZM129 207V208H130ZM145 207V206H144ZM204 207V206H203ZM213 207V208H214ZM28 208H29V210H28ZM63 208V209H64ZM39 209V208H38ZM70 209V210H69ZM102 209H103V207H102ZM206 209V208H205ZM18 210V209H17ZM79 210V209H78ZM116 209H114V211H115ZM119 210V209H118ZM123 210V209H122ZM128 210V209H127ZM209 210V209H208ZM52 211H54V209L53 210H51L50 212H52ZM59 211H61V210H59ZM100 211H101V209H100ZM131 211V210H130ZM134 211V210H133ZM185 211V210H184ZM204 211V210H203ZM20 212V213H21ZM26 212H27V214L28 215H25L26 214ZM49 212V213H50ZM63 212V211H62ZM78 212V211H77ZM85 212V211H84ZM129 212V211H128ZM127 212V213H128ZM208 212V211H207ZM81 213V212H80ZM127 213H125V214H127ZM130 213V212H129ZM212 213V212H211ZM230 213V214H229ZM249 213V212H248ZM247 213V214H248ZM15 214V213H14ZM60 214V215H59ZM110 215V213H106V215ZM131 214V213H130ZM163 214V213H162ZM206 214V213H205ZM80 215H82V216H79V219L77 220V221H79V222H83V221H85V220H87L88 218H89V216L88 215H86V214H83V211H82V213L80 214ZM107 215V216H108ZM118 216H119V219L121 220V223H119L121 226L122 225H125L124 223H125V220L126 219H128L127 217H126V215H123V213H122V215L123 216H121V213H118L117 214ZM145 215L146 216H148V217H151V215L148 213V212H146L145 213ZM242 215V217L244 216L243 214H241ZM240 215V216H241ZM252 215V214H251ZM114 216H116V214L114 215ZM190 216V215H189ZM189 216L187 217V219L189 218ZM208 216V215H207ZM248 217V218H247ZM27 218V217H26ZM115 218H117V217H115ZM161 218H163V219H165L163 216H161ZM183 218V217H182ZM182 218H180V219H182ZM258 218V220L259 221H261V219L262 218H259V217H257ZM90 219V218H89ZM180 219H178V220H175V219H172V218H167V221H168V223H169V225H167V226H163L164 228H165V232H168V234L166 235V237H167V239L168 238H170L172 241H176V242H179V243H182L183 244V239H185L186 237H188L189 239H192V238H194V237H196V236H194V234L196 233L197 234V236H198V234H201L200 232V230H201V228H197V227H193V226H197L196 224H195V221L194 220H190V223H188V221H187V219L186 220H184V219H182L183 221H180ZM217 219V218H216ZM134 220V219H133ZM220 220V219H219ZM231 220H235V221H233V222H231L230 223V221ZM258 221V222H259ZM263 221V220H262ZM32 222V221H31ZM76 222V221H75ZM112 222V221H111ZM110 222V223H111ZM127 222H129V221H127ZM192 222V223H191ZM220 222V221H219ZM33 223V222H32ZM218 223V222H217ZM77 224V223H76ZM141 224H142V226H141V228L142 229H144V226L143 225H145L146 227H148V230L149 229H152L153 227H159L160 225L158 224V223H156V222H154V221H152V220H150V219H148V218H146V219H144L142 222H141ZM209 224V223H208ZM216 224V223H215ZM1 225V224H0ZM36 225H37V223H36ZM48 225V224H47ZM60 225H62V226H60ZM65 225V227H63ZM116 225L118 226V222H112L111 223V227H112V230L116 227ZM223 225V226H224ZM256 225V224H255ZM31 226V225H30ZM180 226H183L184 228H186V229H189V232H190V235L189 236H186V234L183 232V231H181V230H179V231H177V235L175 234V229L177 228V227H180ZM230 226V227H229ZM0 227H3V226H0ZM15 227V228H14ZM14 227H13V229L14 230H16V229H18V230H20L19 229V227H16L15 225H14ZM33 227V226H32ZM36 227V226H35ZM34 227V228H35ZM40 227V226H39ZM114 227V228H113ZM127 227V226H126ZM210 227V226H209ZM212 227V226H211ZM258 227L259 228H263V230H264V223H262V224H260V225H258ZM103 228H105V226L103 227ZM118 228H119V226H118ZM123 228V227H122ZM130 228V227H129ZM132 228V227H131ZM213 228V227H212ZM27 229H31V228H27ZM200 229V230H199ZM213 229H219V226H217V227H214ZM3 230V229H2ZM32 230V229H31ZM39 230H41V229H39ZM111 230V231H112ZM123 230H124V228H123ZM196 230V231H195ZM205 233L206 232H209L208 230H206V229H202ZM250 230H252L251 228H250ZM262 230V231H263ZM122 231V230H121ZM141 231L142 230H140V235L142 234L141 233ZM162 229H159L158 230V232H160V233H162V234H165V232H164ZM171 231H174V232H171ZM125 232V231H124ZM124 232H122V234H124ZM10 233V232H9ZM209 233H211V235L213 236V237H210L209 236V238L211 239V238H215V237H218V235H216L217 234V232H215V233H212V232H209ZM248 233V232H247ZM3 234H5V232L3 233ZM46 234V235H45ZM138 234V233H137ZM250 235H248L247 234V236H248V241L246 242L247 243V245L248 246H250V247H258L254 242H256V243H258V244H261V242L262 241H264V236H263V234L261 235L260 233H258V232H255V231H251V233H249ZM82 236H85L84 234L82 235ZM121 236H123V235H121ZM194 236V237H193ZM202 237H203V235H201ZM62 237V238H61ZM90 237V236H89ZM125 237V236H124ZM206 237H208V236H206ZM16 238V239H15ZM46 238V239H45ZM15 239V240H14ZM85 239H88V237H86ZM125 239H126V237H125ZM208 239V238H207ZM257 239H262V241L260 242L259 240H257ZM136 240V239H135ZM224 240V239H223ZM72 241V240H71ZM124 241H127V240H124ZM131 241V240H130ZM134 241V240H133ZM208 241V240H207ZM211 241H212V239H211ZM216 241V240H215ZM231 241V240H230ZM74 242V241H73ZM137 242V241H136ZM71 243V242H70ZM69 243V244H70ZM137 244H139V243H137ZM192 245L194 246V244L192 243ZM227 245V244H226ZM166 246V245H165ZM235 246V245H234ZM96 247H98V246H96ZM170 247V246H169ZM239 247V246H238ZM52 248V247H51ZM173 248V247H172ZM179 248V247H178ZM167 249V248H166ZM73 250V252L74 253H80V251H79V249H78V246L76 245V246H74V248L72 249ZM96 250H97V248H96ZM95 250V251H96ZM237 250V249H236ZM142 251V250H141ZM166 251V250H165ZM248 251V250H247ZM245 251V250H242V249H239V251L237 250V251H235L236 253L237 252H239V253H243V252H245L246 254H250L251 253V251ZM206 253V252H205ZM239 253H238V255H239ZM221 254V253H220ZM252 254V253H251ZM62 255H60V256H62ZM218 255V254H217ZM243 256H244V253L242 254ZM164 256V255H163ZM168 256L166 255V258H167ZM246 257V256H245ZM245 257H243V258H245ZM20 258H24V256H22L21 255V257ZM91 258V257H90ZM242 257H241V259H243ZM75 259V258H74ZM146 259V258H145ZM165 259V258H164ZM168 260L167 261H169L170 262V264H175V262H174V260H170V258H167ZM199 259V258H198ZM56 260V259H55ZM189 260V259H188ZM204 260V259H203ZM251 260V259H250ZM164 261V260H163ZM148 262V261H147ZM190 262V261H189ZM261 263V262H260ZM143 264H147L146 263V261L144 260L143 261ZM179 264V263H178ZM199 264V263H198ZM202 264V263H201ZM259 264V263H258Z\"/></svg>",
  "mask_w": 264,
  "mask_h": 264
},
{
  "label": "crops",
  "instance_id": "crops-1",
  "mask_svg": "<svg viewBox=\"0 0 264 264\" xmlns=\"http://www.w3.org/2000/svg\"><path fill=\"white\" fill-rule=\"evenodd\" d=\"M231 95V94H230ZM226 121L227 120H225L224 121V124H225V127H226ZM224 127V126H223ZM172 132H174V130H172ZM243 136V135H242ZM252 136V135H251ZM153 137V136H152ZM164 138L165 137H167V135L166 136H163ZM252 137H254V136H252ZM160 138H162V137H160ZM160 138H156V139H160ZM254 139H255V142L252 144V145H248V146H246V147H244V148H249V147H253L254 145H256V147L258 146V141H259V139H258V137H254ZM174 141V140H173ZM153 142V141H152ZM175 142V141H174ZM241 142H242V137H241ZM204 143V142H203ZM157 146V143H154L153 145H152V150L155 148ZM189 148H188V150H187V152L188 153H195V152H193L192 151V149L190 148V145L188 146ZM208 147V146H207ZM211 150H209L208 152H210ZM264 154V153H263ZM264 156V155H263ZM252 160H254V159H252ZM250 163H252V161H250ZM259 164L262 166V167H264V161H263V159H261L260 160V162H259ZM251 167V166H250ZM249 167V168H250ZM248 168V169H249ZM252 169H254V168H252ZM249 171H251V170H248V172ZM253 178V177H252ZM248 184H250L249 182H248ZM251 185V184H250ZM255 191V190H254ZM257 192V191H256Z\"/></svg>",
  "mask_w": 264,
  "mask_h": 264
}]
</instances>
